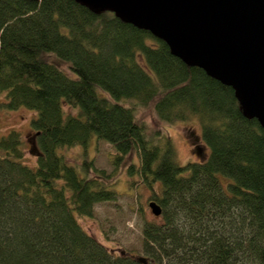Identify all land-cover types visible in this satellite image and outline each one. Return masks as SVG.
I'll use <instances>...</instances> for the list:
<instances>
[{
  "label": "trees",
  "instance_id": "16d2710c",
  "mask_svg": "<svg viewBox=\"0 0 264 264\" xmlns=\"http://www.w3.org/2000/svg\"><path fill=\"white\" fill-rule=\"evenodd\" d=\"M170 52L76 0H0V110L36 112L38 151L30 164L19 131L0 137V264H264V127L232 87ZM149 111L169 126L199 120L208 158L180 164ZM93 136L119 160L138 155L129 170L162 206L142 255L81 225L119 196L93 159L80 170L60 153Z\"/></svg>",
  "mask_w": 264,
  "mask_h": 264
},
{
  "label": "water",
  "instance_id": "95a60500",
  "mask_svg": "<svg viewBox=\"0 0 264 264\" xmlns=\"http://www.w3.org/2000/svg\"><path fill=\"white\" fill-rule=\"evenodd\" d=\"M163 40L184 63L232 87L264 127V0H76ZM149 206L155 216L162 206Z\"/></svg>",
  "mask_w": 264,
  "mask_h": 264
},
{
  "label": "rangeland",
  "instance_id": "374dc122",
  "mask_svg": "<svg viewBox=\"0 0 264 264\" xmlns=\"http://www.w3.org/2000/svg\"><path fill=\"white\" fill-rule=\"evenodd\" d=\"M144 113L149 127H163L172 135L177 150L176 158L180 164L199 162L208 158L210 148L203 140L199 120L169 126L161 123L150 111ZM35 116L36 112L25 107L13 111L0 110V137L13 129L19 131L26 141V161L30 164H35L38 155L34 144L30 142L34 139L30 122ZM89 141L87 147L82 145L62 147L60 153L80 170L85 159H93L97 167L111 174L104 176L105 180L119 196L116 202L97 204L94 208V216L81 218V225L115 253L125 250L135 255H142V227L145 221H154L157 216L152 213L149 206L150 201L153 200L152 191L138 181L136 173H131L129 170L131 162H138V155L135 153L119 160L115 148L108 141L97 140L96 136ZM196 147H199V150H196ZM219 176L223 187L227 190V183L231 179L221 173Z\"/></svg>",
  "mask_w": 264,
  "mask_h": 264
},
{
  "label": "flooded vegetation",
  "instance_id": "af4514ba",
  "mask_svg": "<svg viewBox=\"0 0 264 264\" xmlns=\"http://www.w3.org/2000/svg\"><path fill=\"white\" fill-rule=\"evenodd\" d=\"M196 150H199V147H196Z\"/></svg>",
  "mask_w": 264,
  "mask_h": 264
}]
</instances>
